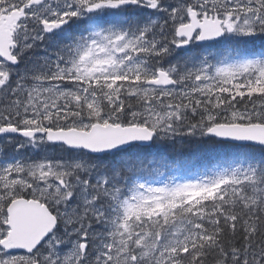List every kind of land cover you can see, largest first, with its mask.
Returning <instances> with one entry per match:
<instances>
[{
    "label": "rangeland",
    "instance_id": "rangeland-1",
    "mask_svg": "<svg viewBox=\"0 0 264 264\" xmlns=\"http://www.w3.org/2000/svg\"><path fill=\"white\" fill-rule=\"evenodd\" d=\"M127 3L137 23L132 32L127 10L115 7L105 12L92 11L99 4L94 0H52L31 10L16 32L15 54L20 59L33 47L56 39L53 32H44L43 22L69 21L72 25L86 20L90 33L73 43L67 57L62 58L63 65L54 73L46 71L44 77L31 80L24 67L14 70L0 60L1 126L88 131L96 124L133 125L156 131L157 141L199 138L216 124L217 95L227 86L252 74L255 82L264 85V43L261 47L258 40H246L259 37L258 29L264 31V0ZM192 10L201 19L206 14L218 16L235 30L215 46L179 51L189 61V67L183 70L156 69L185 42L178 40L176 31L190 23ZM139 14L143 15V24L138 23ZM102 18L111 20L104 30L98 25ZM149 33L162 48L157 49V59L152 57L148 68L139 54H153L156 42H146ZM232 40L258 52L240 48L235 53ZM69 52L74 54L70 60ZM158 71H167L177 85L160 89L147 86ZM123 101L132 112L123 111ZM263 113L264 104L249 111L234 110L220 124L248 125ZM125 120L128 124H121ZM56 147L44 138L23 142L8 138L0 142V201L28 192L54 207L60 219L59 230L36 256H4L1 251L0 264H163L173 259L180 247L186 224L173 223L166 235L151 237L134 231L135 219L165 212L167 202L173 198L210 193L227 183H257L252 169L224 167L215 170L211 180L185 177L170 186L157 180H138L130 190L119 192L109 187L104 175L87 158L57 160ZM260 193L264 196V188ZM4 224L5 219L0 224V241L9 232ZM82 242L90 245L85 256L79 249ZM247 250L242 257L248 263L254 257H249L252 252ZM257 259V264H264Z\"/></svg>",
    "mask_w": 264,
    "mask_h": 264
},
{
    "label": "trees",
    "instance_id": "trees-1",
    "mask_svg": "<svg viewBox=\"0 0 264 264\" xmlns=\"http://www.w3.org/2000/svg\"><path fill=\"white\" fill-rule=\"evenodd\" d=\"M27 1L29 0H0V16L5 10L19 8ZM134 16L132 10L127 14L132 30L137 24ZM138 20V23L143 24L142 14H139ZM106 22L110 24L111 20ZM101 26L105 24L101 23ZM89 32L88 22L75 21L58 33L54 41L49 40L42 47L35 46L26 52L21 68L26 65L25 70L30 74V79L47 76L46 71L54 73L63 65L62 58L67 57L73 43L79 42ZM258 41L263 47V40ZM255 42L251 43L252 48ZM161 45H157L158 50L162 48ZM231 48L236 53L241 48V42L232 40ZM199 49L198 47L197 50ZM139 55L141 62L148 68L151 66V58L157 59L154 57L157 53ZM181 55L175 51L174 55L159 62L160 67L156 69L183 70L189 67L188 58ZM254 79L252 75L238 78L218 95L219 100L215 104V110L218 112L216 124L226 120L227 115L234 110L249 111L254 109L255 105L264 104V85ZM122 105L124 112H132L128 110L129 104L123 101ZM121 124L126 125L128 122L125 120ZM247 124H264V113ZM56 148L55 156L59 157L57 160L65 158L73 161L77 156L87 158L89 163L104 175L109 187L119 192L130 190L131 184L138 180H157L172 185L185 177L211 180L213 172L224 167L254 170L257 183H227L210 193L170 199L165 212L151 218L134 220L132 227L135 232L152 237L166 235L173 223L186 224L180 247L173 259L171 257L163 264H233L235 254L247 249L264 253V196L260 193V189L264 188V149L226 144L206 135L199 138L186 137L182 140L160 139L150 147L133 146L124 152L101 157L74 153L63 147ZM24 195L30 196L28 193ZM6 208L7 205L1 207L0 202V222Z\"/></svg>",
    "mask_w": 264,
    "mask_h": 264
},
{
    "label": "water",
    "instance_id": "water-1",
    "mask_svg": "<svg viewBox=\"0 0 264 264\" xmlns=\"http://www.w3.org/2000/svg\"><path fill=\"white\" fill-rule=\"evenodd\" d=\"M47 0H31L20 9L3 14L0 17V59L13 67L20 65L14 56L16 44L14 42L15 30L27 18V12L34 7L43 5ZM124 5V3L120 4ZM190 23L177 30L180 40L187 43L179 49H187L200 32L198 45L215 43L222 40L226 32H233L230 25L224 24L218 16L199 20V13L192 10L189 14ZM68 25L65 23H44L47 34L60 31ZM158 80L148 82L149 86L171 87L176 83L165 72L158 74ZM47 135V141L54 145H64L72 151H85L91 155H104L129 149L132 145L150 146L156 132L146 127H122L114 125L96 124L89 131H19L16 128H3L0 137L17 136L23 139H34ZM207 135L225 143L241 146H253L264 149V125H218L211 128ZM10 229L8 237L1 242V248L8 254H33L54 233L57 220L47 206L36 201L20 199L12 203L8 209V223Z\"/></svg>",
    "mask_w": 264,
    "mask_h": 264
},
{
    "label": "bare ground",
    "instance_id": "bare-ground-1",
    "mask_svg": "<svg viewBox=\"0 0 264 264\" xmlns=\"http://www.w3.org/2000/svg\"><path fill=\"white\" fill-rule=\"evenodd\" d=\"M24 68L26 67V65L23 66ZM32 80V79H31ZM186 137V136H185ZM116 179V178H115ZM116 182V181H115ZM255 186V185H254ZM259 188V187H258ZM86 219V218H85ZM87 221V220H86ZM196 225V224H195ZM203 232V231H202ZM197 233V231H196ZM201 235V234H200ZM254 245V244H253ZM247 251H251V249H248ZM245 252V251H243ZM252 253L249 255V257L253 256L254 257V260L252 261H249L248 260V263L247 261L245 260V257L243 258L242 255H245V254H242V253H238V254H235V257L233 258L232 262L233 264H257V262L259 261L257 259V257H259V259H261V261L263 260L264 262V253H255L254 251H251ZM197 254V253H196ZM232 256V255H231ZM192 258V257H191ZM228 258V257H227ZM193 259V258H192ZM194 260V259H193ZM231 260V259H230ZM228 261V260H227ZM202 264V263H201ZM260 264V262L258 263Z\"/></svg>",
    "mask_w": 264,
    "mask_h": 264
},
{
    "label": "flooded vegetation",
    "instance_id": "flooded-vegetation-1",
    "mask_svg": "<svg viewBox=\"0 0 264 264\" xmlns=\"http://www.w3.org/2000/svg\"><path fill=\"white\" fill-rule=\"evenodd\" d=\"M193 49H195V47H192V48H190V49H188V50H193ZM186 51H187V50H186ZM171 77H172V76H171ZM0 129H1V124H0ZM86 242H88V241H86ZM82 245H84L83 242H82ZM86 245H87V250H88V248H90V245L88 246V243H86ZM79 249H80V252H81V247H80ZM86 252H89V251H86ZM83 256H85V255H83ZM89 257H91V254H90Z\"/></svg>",
    "mask_w": 264,
    "mask_h": 264
}]
</instances>
